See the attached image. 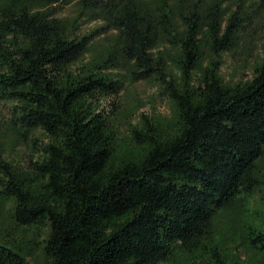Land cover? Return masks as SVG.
Returning a JSON list of instances; mask_svg holds the SVG:
<instances>
[{
	"label": "trees",
	"instance_id": "obj_1",
	"mask_svg": "<svg viewBox=\"0 0 264 264\" xmlns=\"http://www.w3.org/2000/svg\"><path fill=\"white\" fill-rule=\"evenodd\" d=\"M263 31L264 0H0L3 131L31 150L18 164L0 148V201L33 233L0 239V264L37 251L44 264H168L200 251L214 216L262 183L264 47L249 78L221 69ZM125 78L156 82L173 109L141 114L120 141L103 103ZM245 236L264 264V230ZM207 264L225 262L212 251Z\"/></svg>",
	"mask_w": 264,
	"mask_h": 264
},
{
	"label": "rangeland",
	"instance_id": "obj_2",
	"mask_svg": "<svg viewBox=\"0 0 264 264\" xmlns=\"http://www.w3.org/2000/svg\"><path fill=\"white\" fill-rule=\"evenodd\" d=\"M68 12L66 11L65 14ZM95 24L83 27L89 30ZM107 43L97 39L92 44V54L100 50ZM264 47V31L253 46L246 45L236 50L234 54L223 57L221 74L225 80L237 82L250 77L252 66L258 59V54ZM118 96L104 101V108H111L109 103L115 104L116 116L113 123L117 135L122 139L129 137V127L136 124L138 117L146 116L171 117L172 103L161 93V89L153 81L131 82L126 78ZM8 118L6 108L0 104V148L9 160L18 164H28L31 150L27 145L16 146L12 135L3 131V126ZM260 183L258 189L252 194L243 197L232 209L218 212L212 222L210 234L203 242L201 250L194 253H178L168 264H207L209 254L216 251L225 264H263L261 256L245 243L244 238L248 229L257 228L264 230V163L259 166ZM11 203L0 201V239L13 243L24 242L33 238V233L16 226L10 218ZM33 249L34 247L31 246ZM46 262L42 253L37 251L30 264H44Z\"/></svg>",
	"mask_w": 264,
	"mask_h": 264
}]
</instances>
